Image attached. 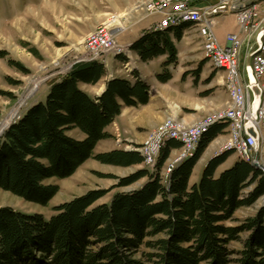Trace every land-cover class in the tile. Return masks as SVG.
Segmentation results:
<instances>
[{
    "label": "trees",
    "instance_id": "obj_1",
    "mask_svg": "<svg viewBox=\"0 0 264 264\" xmlns=\"http://www.w3.org/2000/svg\"><path fill=\"white\" fill-rule=\"evenodd\" d=\"M182 30L146 32L130 49L142 62L165 55L166 66L175 65V42L181 41ZM5 55L0 52V58ZM164 71L157 76L161 83L171 78ZM105 76L101 63H75L49 83L43 100L29 106L2 133L0 190L46 205L58 188L45 186L44 181L68 178L91 158L116 167L143 165L140 154L132 150L93 153L99 141L111 137L105 129L122 105L148 102V86L137 77L133 85L125 79L109 80L99 97L79 87L96 85ZM223 129L212 127L192 157L164 179L165 162L173 149L181 147L167 142L153 171L143 166L118 178L115 188L142 179L145 183L117 192L109 203L97 204L106 190H91L56 206L48 219L0 207V264H264V208L238 227L224 225L238 209L264 194L262 173L238 159L216 177L232 154L223 152L210 158L198 182L189 185L196 163ZM71 130H78L83 139L69 137ZM253 183L257 188L251 196L240 200V192ZM242 233L248 236L241 241V250H230L228 245L240 241Z\"/></svg>",
    "mask_w": 264,
    "mask_h": 264
},
{
    "label": "rangeland",
    "instance_id": "obj_2",
    "mask_svg": "<svg viewBox=\"0 0 264 264\" xmlns=\"http://www.w3.org/2000/svg\"><path fill=\"white\" fill-rule=\"evenodd\" d=\"M139 1L0 0V52L6 54L4 58H0V136L29 106L44 99L51 81L69 71L68 65L75 61V57L80 56L83 50V41L88 34L105 24L109 19L114 18L113 20H116L114 32H116L117 43V36L131 28L135 23L156 16L147 14ZM157 18L159 19V16ZM229 31L238 32L233 16L219 17L215 29L216 37H225ZM175 45L180 55V64L188 69L195 68L194 71L185 74L186 77L190 74L191 84H208V80L203 79L201 70L203 66L206 68L209 63L205 59L192 58L193 55L200 56L201 54L195 34L184 30L181 41L175 42ZM114 57L112 53H108L103 59L105 61ZM245 60L246 52L242 48L240 56L242 73ZM166 62V57L164 59L156 58L148 64V68L155 69L158 72L157 76H160L165 73L164 69L170 70L172 67V65L166 66ZM16 64H19V67ZM169 70L168 73L171 74ZM131 72H133L134 77L139 76L134 69ZM158 93L170 104L165 105L167 101L164 100V105L161 103L155 108L153 107L152 114L161 115L166 106L171 109V111L169 110L170 114L164 112L163 121L148 130L141 138V143L150 131L165 122L173 121L181 124L187 120V124L191 122L192 124L189 125H194L201 117L226 107L225 104L216 108L217 104L203 98L199 99L189 94L182 96L184 98H178L174 90L161 91L159 89L157 92L149 87L148 100L150 95L154 96ZM191 119L192 121H188ZM139 126L142 125L139 124ZM67 135L76 140L83 139V134L78 130L68 131ZM227 135V129H224V133L216 137L205 149L195 165L199 169H195L196 178L190 185L199 180L203 170L201 163L216 155L225 146ZM141 143H138L137 140L135 143H117L111 138L105 140L104 143L102 142L99 147L94 149L93 153L94 155L108 153L111 149L129 150L137 148ZM179 154L180 149L172 150L164 166L168 165ZM235 158L239 159L235 153H232L217 169L215 176L217 177L223 170L231 167L230 162ZM253 159L254 163L258 165L253 168L260 171L264 176V131L259 152L254 155ZM141 168H144L143 165L131 167L105 165L91 158L68 178H51L44 181L45 186H57L58 188L57 193L46 205L29 202L0 190V207H10L25 214H38L48 219L54 215L53 209L56 206L68 202L74 197L82 196L91 190H106L107 194L97 204L109 203L117 192H130L145 183L146 179H142L132 186L115 188L118 178L127 177ZM256 188L255 183L246 186L240 192L239 199L247 200ZM263 197L264 194L252 205L238 209L230 220L224 222V225L226 227H238L246 220L253 218L260 209L264 208ZM247 236L248 233H242L239 236L240 241L231 242L228 248L235 252L241 250V241ZM233 258L235 257L233 256Z\"/></svg>",
    "mask_w": 264,
    "mask_h": 264
},
{
    "label": "built area",
    "instance_id": "obj_3",
    "mask_svg": "<svg viewBox=\"0 0 264 264\" xmlns=\"http://www.w3.org/2000/svg\"><path fill=\"white\" fill-rule=\"evenodd\" d=\"M139 4L147 14L159 16L154 31L183 28L182 31L195 34L202 58L223 73L228 101L226 107L201 117L191 127L165 122L150 131L137 148L129 150L138 152L143 165L153 171L167 142L180 144L179 156L165 166L164 176H168L195 153L212 127L221 125L227 129L228 138L216 156L232 152L253 167L264 131V0H140ZM226 15L233 16L238 32L227 33L220 43L215 34L217 19ZM113 19L85 37L80 56L68 68L79 62L102 60L108 53L128 55L130 45L116 43V20ZM242 48L246 52L243 73L240 70ZM253 83L259 91L258 99L251 88ZM248 126L255 131L256 139L247 133Z\"/></svg>",
    "mask_w": 264,
    "mask_h": 264
},
{
    "label": "crops",
    "instance_id": "obj_4",
    "mask_svg": "<svg viewBox=\"0 0 264 264\" xmlns=\"http://www.w3.org/2000/svg\"><path fill=\"white\" fill-rule=\"evenodd\" d=\"M262 9H264V5L262 6ZM157 19H158L157 16H153V18H148L146 20H143L142 22L135 23L131 28L126 30L121 35L117 36V43L121 45H131L135 43L139 38H141L146 32H155L153 30V26L157 22ZM236 32L229 31L228 33H236ZM217 39L220 43L224 42V36L223 37L217 36ZM176 51H177V62L175 65H172V67H170L171 68L170 70L167 69V72L168 70L169 72L171 71V74L169 73L171 78L169 81L165 83H161L160 81H158L157 79L158 72L155 71V69H153L154 70L153 71L150 68H148L149 66L148 64L150 62H153L156 58L164 59L166 56L163 55L156 57L148 62H142L138 57L137 53L131 49L128 55H126L125 57L126 59L123 57L122 58L114 57L105 60L104 68L106 71V76L103 79H101L96 85L80 84L79 87L89 96L99 97L104 92L106 87V82H108L109 80L125 79L129 81L131 85H133V83H135L136 81V77L132 75L131 71H133L134 69L139 74L137 78L142 80L150 89L152 88L157 92L159 91V89L161 91L174 90L178 98H184L182 96L189 94L196 96L199 99L203 98L209 100L213 104H217L218 107L216 105V108H220L223 105H225L228 101V97L223 87V78H224L223 73L221 71L214 70L213 68H211L210 64H209L210 66L206 65V68L205 66H203L201 70V75L203 76V79L208 80V84H191L192 78L189 77L190 74L187 75V77L185 74L192 70L194 71L195 68L188 69L185 66L181 65L179 52L177 49ZM192 58L197 60L203 59L201 54L200 56L193 55ZM164 100L165 99L158 93V95H154V96L150 95L149 100L145 105H139L137 107H126L122 105L120 114L114 119L113 123L110 124L105 129L106 133L111 136L108 139L113 138L117 143H121V142L135 143L136 140L138 141V143H141L140 140L143 137V135H145V133L148 130L154 128L157 124L163 121L162 119L164 116L163 113L167 112L170 114L171 109L168 108L167 106L165 111L162 112L161 115H154L151 112L153 107L155 108L157 105L161 103L164 105V103L167 101L165 100L164 102ZM166 104H170V102L167 101L165 105ZM186 121L183 122L186 123ZM188 121H192V119ZM138 123L142 126H139ZM188 124H192V123L190 122ZM223 133H224V129L220 134L217 135V137L222 135ZM108 139L99 141L96 147H99L102 142L104 143V141ZM113 150H120V149H111L110 151ZM173 150H178V149H173ZM123 151H130V150L123 149ZM212 157H209L208 159H206L201 163L202 169L204 168L207 161ZM235 161H237L236 158L230 162V166H232ZM196 168L199 169V167L197 166L194 167L192 171V175L190 177L191 182L189 181V185L196 178V172H195ZM164 169L165 166H163L162 170Z\"/></svg>",
    "mask_w": 264,
    "mask_h": 264
},
{
    "label": "water",
    "instance_id": "obj_5",
    "mask_svg": "<svg viewBox=\"0 0 264 264\" xmlns=\"http://www.w3.org/2000/svg\"><path fill=\"white\" fill-rule=\"evenodd\" d=\"M248 72H249V70H248ZM249 77H250L251 80H252V76H251L250 72H249ZM251 88H252V90H253V92H254L255 98L258 99V98H259V91H258V89H257V87H256V85H255L254 83L251 85ZM247 133H248L250 136H252L253 138L256 139V133H255V131L253 130V128H252L251 126H248V127H247ZM254 166H255V168H256L258 165L254 163L253 167H254Z\"/></svg>",
    "mask_w": 264,
    "mask_h": 264
},
{
    "label": "bare ground",
    "instance_id": "obj_6",
    "mask_svg": "<svg viewBox=\"0 0 264 264\" xmlns=\"http://www.w3.org/2000/svg\"><path fill=\"white\" fill-rule=\"evenodd\" d=\"M108 21H109V20H108ZM112 27H113V26H112ZM151 118H152V117H151ZM161 122H162V121H161ZM161 122H160V123H161ZM182 123H183L184 125H187V126H189V127H191V126H192V125H189V124H187V123H185V122H182ZM221 142H222V141H221ZM211 150H212V148H211ZM211 150H210V151H211ZM262 202L264 203V197H263V199H262Z\"/></svg>",
    "mask_w": 264,
    "mask_h": 264
}]
</instances>
